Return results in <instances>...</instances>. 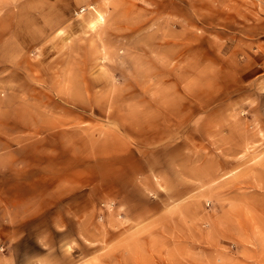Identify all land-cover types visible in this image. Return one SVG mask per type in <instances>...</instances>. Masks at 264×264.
<instances>
[{
    "label": "rangeland",
    "instance_id": "rangeland-1",
    "mask_svg": "<svg viewBox=\"0 0 264 264\" xmlns=\"http://www.w3.org/2000/svg\"><path fill=\"white\" fill-rule=\"evenodd\" d=\"M0 264H264V0H0Z\"/></svg>",
    "mask_w": 264,
    "mask_h": 264
},
{
    "label": "built area",
    "instance_id": "built-area-1",
    "mask_svg": "<svg viewBox=\"0 0 264 264\" xmlns=\"http://www.w3.org/2000/svg\"><path fill=\"white\" fill-rule=\"evenodd\" d=\"M83 12V9H80L78 11H75V15H80Z\"/></svg>",
    "mask_w": 264,
    "mask_h": 264
}]
</instances>
